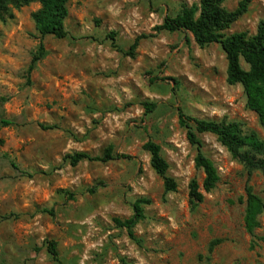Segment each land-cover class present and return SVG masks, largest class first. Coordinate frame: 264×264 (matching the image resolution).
<instances>
[{"label":"rangeland","instance_id":"374dc122","mask_svg":"<svg viewBox=\"0 0 264 264\" xmlns=\"http://www.w3.org/2000/svg\"><path fill=\"white\" fill-rule=\"evenodd\" d=\"M199 1L69 0L67 38L46 37L47 54L30 75L40 5L12 8L13 17L0 20V264H55L49 240L63 264H264V242L251 249L264 237V216L256 239L244 226L245 188L264 200V180L258 172L249 177L212 134L199 138L220 180L203 203L190 201V182L202 186L205 175L195 168L197 150L178 108L199 120L238 123L264 140L242 86L227 83L222 48H200L187 32L156 31ZM240 2L225 6L233 11ZM262 21L264 0H251L225 34L253 36ZM137 38L134 55L124 54ZM146 102L157 109L147 114ZM148 140L161 147L176 192L165 194L143 149ZM109 147L130 158L76 167L64 161L102 156ZM139 199L148 203L133 240L115 220L131 218ZM52 209L55 216L43 212Z\"/></svg>","mask_w":264,"mask_h":264},{"label":"trees","instance_id":"16d2710c","mask_svg":"<svg viewBox=\"0 0 264 264\" xmlns=\"http://www.w3.org/2000/svg\"><path fill=\"white\" fill-rule=\"evenodd\" d=\"M31 3H38L40 8L33 13L32 20L39 35L40 44L37 52L33 54L28 74L30 75L47 54L43 41L46 37L58 40L67 38L65 22L69 16V0H0V20L12 18V8L20 9ZM251 0H241L238 7L231 11L226 8L225 0H200L191 6H182L181 11L174 17H166L162 25L156 28L157 32H187L190 33L200 48L209 45H219L226 55L227 83L231 86L241 85L246 98L247 107L258 116L259 123L264 129V21L258 25L257 33L249 36L241 32L226 35L229 30L250 6ZM142 36L141 38H144ZM113 48L123 52L117 44L115 33L108 35ZM141 38H137L130 49L124 54L133 56ZM244 61L249 70H244L241 61ZM143 107L147 114L157 109L156 103L146 102ZM179 125L187 132L189 143L196 148L194 159L195 168L201 170L205 177L202 186L196 179L189 184V196L191 204L197 207L204 202V193H211L220 180L218 171L213 162L203 152V143L199 134H212L224 146L231 156L241 163L249 177L258 172L264 180V140L255 132H244L241 125L235 122H214L199 120L187 115L182 108H178ZM3 125H9L3 122ZM143 149L150 156V166L163 180L165 194L177 191V182L168 175L169 164L162 155L161 147L152 140H148ZM127 155L114 154L112 147L105 150L102 156H91L86 153L67 155L64 161L76 167L81 162L109 163L115 160L129 159ZM148 201L137 200L133 205V216L127 220L116 219L120 228H125L129 237L136 240L134 229L144 220L143 204ZM244 226L248 234L254 237L255 231L260 227V217L264 216V200L254 192L252 186L247 184L245 188ZM43 212L55 216L54 210ZM255 238V237H254ZM256 239V238H255ZM264 242V237L253 240L251 249L256 248L258 241ZM220 240L211 243L209 251L212 252ZM47 251L55 264H63L58 244L54 240L46 242Z\"/></svg>","mask_w":264,"mask_h":264}]
</instances>
